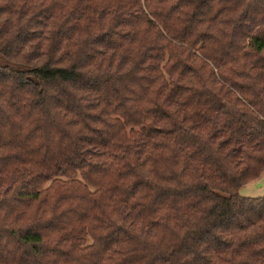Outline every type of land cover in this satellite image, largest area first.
Wrapping results in <instances>:
<instances>
[{
    "label": "clouds",
    "instance_id": "obj_1",
    "mask_svg": "<svg viewBox=\"0 0 264 264\" xmlns=\"http://www.w3.org/2000/svg\"><path fill=\"white\" fill-rule=\"evenodd\" d=\"M0 264H264V0H0Z\"/></svg>",
    "mask_w": 264,
    "mask_h": 264
}]
</instances>
